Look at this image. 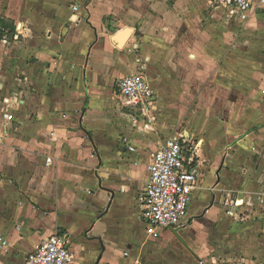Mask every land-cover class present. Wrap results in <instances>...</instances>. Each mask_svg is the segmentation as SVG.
Segmentation results:
<instances>
[{"label": "crops", "instance_id": "0c3cea01", "mask_svg": "<svg viewBox=\"0 0 264 264\" xmlns=\"http://www.w3.org/2000/svg\"><path fill=\"white\" fill-rule=\"evenodd\" d=\"M113 1L115 11H121L125 0ZM127 1L131 32L125 43L139 48L148 59L145 66L154 68L155 94L165 100L209 101L231 92L224 81L197 79L214 78L217 71L213 33L201 26L205 15L199 2L195 17L188 18L181 0ZM70 2L3 0L0 16L15 21L17 36L0 39V264H25L56 232L69 237L73 264H138L136 252L142 253L149 239L173 236L170 231L148 235L140 208L151 154L166 136L140 134L143 123L132 121L120 105L117 80L138 70L124 72L131 59L118 53L119 46L97 25L80 16L73 27ZM58 52L68 59L54 57ZM212 84L223 87V94ZM238 101L240 106L230 107L209 102L192 119L205 133L198 137L197 152L203 186L195 192L207 197L197 205L193 198L187 224L178 231L200 232L204 222L209 247L222 227L225 244H233L232 237L264 244V142L252 143V132L243 129L244 116L257 120L263 113ZM6 112L15 113V120H5ZM131 137L135 152L127 149ZM241 172L244 190L235 185ZM199 216L190 226V218ZM184 236L194 239L195 232ZM124 246L133 250L125 252L130 260L117 256ZM194 248L203 252L202 246Z\"/></svg>", "mask_w": 264, "mask_h": 264}, {"label": "rangeland", "instance_id": "374dc122", "mask_svg": "<svg viewBox=\"0 0 264 264\" xmlns=\"http://www.w3.org/2000/svg\"><path fill=\"white\" fill-rule=\"evenodd\" d=\"M168 1L173 2V0ZM181 1H184L183 5L186 8V10L183 11V15L186 14L188 18L195 17L192 14L195 11L194 4L195 2H199L202 7V12L205 15L204 19L202 18L201 26L209 28L213 33V35H211L213 39L210 43L216 48L215 62L217 65L215 71H217L215 77L213 78V74L205 76L199 75L197 79L201 81L216 79V84L219 81H224V84L226 83L229 86L227 89L231 90V92H226L228 97L224 94L225 98L223 95L217 93V98H220V100L210 99L211 101H200L193 99L187 101L161 99L162 97L157 91L154 98L155 104L152 113L154 118L153 124L151 128L144 127V133L141 131L140 134L148 133L152 135L154 132L156 135H161L160 133L163 132L166 137L172 136L175 132L183 134L187 140L189 151L194 155L199 166L202 167L197 155L198 145L200 143L198 137L201 134L205 135V133H200L198 131V121L192 124V119L195 111L201 109L203 105L205 106L209 102L215 103L214 106L218 104L223 105L225 103L230 107L234 104H238V100H240L245 108L250 106L253 108L257 107L258 112L263 113V117L259 115L256 120L255 117L244 116L243 119L246 122L243 129L249 133L252 132V143H254L255 139H261L264 142V111H262V109L264 110V12L253 14L248 21L241 24L233 22L228 23L226 20L224 21V19L219 20L218 18H221L219 14L212 17V8L209 7V3L206 2V0ZM128 3L129 2L125 0V3H123L120 8L122 12L117 9L116 11L119 12H116L114 9L116 4H114L113 0H71L69 6L78 5L81 7V10L80 12H76L72 8L71 13L73 14L70 17V22L73 27H75L82 17L83 21H88L89 26L97 25L100 27V31L105 33L103 37L110 41L111 38L113 40V36L121 32L117 30L123 31L127 29L130 31V29L127 28V26H129L127 21ZM2 7L3 0L0 1V13H2ZM195 7H199V4ZM100 15H103L102 18ZM136 39L138 40V37ZM8 47L11 49L10 46ZM117 48L120 49H117L118 53L124 54L125 57L131 59L127 67H125L124 72L126 71L129 73L131 70L145 71L152 86V76L155 70L154 68L149 69L147 65L145 66L148 59L144 57L140 49L136 48L134 45L128 47L126 43L122 47ZM0 54H3V43L1 41ZM28 55H31V59L35 57L31 52L28 53ZM53 55L59 59L62 58V60L68 59L63 55V52L53 53ZM12 58L15 59L14 56ZM143 66H145V68ZM120 76L121 75H117L115 78ZM212 87H215L216 91L223 94V87H218L214 84L211 85V88ZM22 102L23 101H20V103ZM240 105L241 103H239V106ZM256 132L258 133L257 137H255ZM244 177L243 172L239 173L237 177H234L236 181L235 185L239 190H244V187L241 186V180ZM202 181L201 185L203 186ZM195 193L193 205L201 203L207 197V193L201 192V190ZM235 194L237 193L235 192ZM231 197L238 200L236 196L232 195ZM189 211L195 212L194 208H192V210L190 208ZM203 212L205 211H200L198 215H201ZM201 217L190 218V226L194 219H201ZM138 225L143 229L142 224ZM198 226L200 227L199 223ZM200 228V232L197 229L194 230V228H188L186 231L173 229L169 230L173 233L171 238H165L162 235V237H158L159 239H149L141 248L142 253H139L140 250L136 252L138 264H264V244L263 246L259 244L247 245L246 243H242L237 237H232L233 244H230V241L225 244L223 239H225L224 235L227 229L222 227L219 228L221 231L220 237H215L217 242L213 244L212 247H209L208 243L211 239L206 233L208 231V226L203 222ZM188 232H195L194 239H190L189 236H187ZM196 232H199V234H196ZM184 234L187 238H185ZM228 235L232 236V233L230 232ZM201 239H203V242H201ZM191 243L193 246H191ZM194 246H202L203 252H201V250H195ZM120 252H118L117 256L122 255L123 259L121 260L124 261L130 260L131 255L128 256L127 253L132 254L133 250L130 247L124 246ZM134 264L137 263L134 262Z\"/></svg>", "mask_w": 264, "mask_h": 264}, {"label": "built area", "instance_id": "2783aa9c", "mask_svg": "<svg viewBox=\"0 0 264 264\" xmlns=\"http://www.w3.org/2000/svg\"><path fill=\"white\" fill-rule=\"evenodd\" d=\"M212 8V17L219 14L228 23H244L253 14L264 12V0H206ZM74 11L79 9L73 6ZM120 105L127 109L134 122L141 121L143 128L153 124L155 92L147 74L138 70L117 80ZM15 113L6 112L7 121L15 120ZM142 128V129H143ZM144 133V129L142 130ZM136 138L127 140V149L135 152ZM132 141V143H130ZM134 141V143H133ZM148 164V179L140 195V208L146 233L160 236L169 230H179L187 224V213L200 186L203 170L188 149L183 134L174 133L158 142ZM52 158H47V164ZM75 254L66 234L54 233L45 239L26 258L25 264H73Z\"/></svg>", "mask_w": 264, "mask_h": 264}, {"label": "trees", "instance_id": "16d2710c", "mask_svg": "<svg viewBox=\"0 0 264 264\" xmlns=\"http://www.w3.org/2000/svg\"><path fill=\"white\" fill-rule=\"evenodd\" d=\"M17 36L15 21L0 16V39L13 40Z\"/></svg>", "mask_w": 264, "mask_h": 264}, {"label": "water", "instance_id": "95a60500", "mask_svg": "<svg viewBox=\"0 0 264 264\" xmlns=\"http://www.w3.org/2000/svg\"><path fill=\"white\" fill-rule=\"evenodd\" d=\"M129 30H123L122 32L118 33L117 35L113 36V41L119 46L122 47L125 44L127 37L129 36Z\"/></svg>", "mask_w": 264, "mask_h": 264}]
</instances>
